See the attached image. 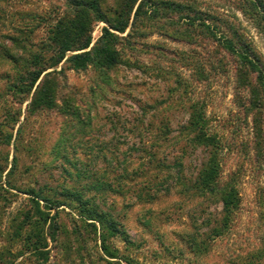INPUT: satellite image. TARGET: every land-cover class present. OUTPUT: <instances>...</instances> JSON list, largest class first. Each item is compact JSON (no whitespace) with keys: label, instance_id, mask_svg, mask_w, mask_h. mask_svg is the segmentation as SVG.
Instances as JSON below:
<instances>
[{"label":"rangeland","instance_id":"rangeland-1","mask_svg":"<svg viewBox=\"0 0 264 264\" xmlns=\"http://www.w3.org/2000/svg\"><path fill=\"white\" fill-rule=\"evenodd\" d=\"M138 3L117 64L64 59L31 87L75 0H0V264H264V0H149L131 27Z\"/></svg>","mask_w":264,"mask_h":264},{"label":"trees","instance_id":"trees-1","mask_svg":"<svg viewBox=\"0 0 264 264\" xmlns=\"http://www.w3.org/2000/svg\"><path fill=\"white\" fill-rule=\"evenodd\" d=\"M138 1L139 3L131 22V27H133L137 21L141 20L139 18L140 11L149 0L117 1L114 7H111L108 11L104 10V0H75V16L72 19L61 18L50 30V42L48 47L52 50L51 56L45 59L42 55H37L34 60V69L26 71V76H21L22 84L24 83L27 85L28 83L26 82L31 81L29 85L33 87L44 70L60 64L64 59L71 65L72 68L76 70L87 68L93 63L99 67H112L117 64L120 61V53L119 50L116 49L115 45L116 40L119 37L113 32V30H117L119 32H124L126 30V28L130 25L131 12ZM92 19L105 21L107 22L108 27L103 28L102 36L96 44L90 48L92 43ZM69 52H72V54L68 55ZM5 54L10 56L12 53L6 49ZM40 64L42 66L37 67ZM12 86L19 89L23 87V85L22 87H19L17 83H13ZM40 90L41 88L38 90V93ZM51 91V87H49L48 90L44 89L40 99H45L48 100L46 102H50ZM204 125L205 121L202 116V111H198L191 121L192 129L198 131L194 140L199 144L204 143L205 145L212 144L213 146H216L214 141L215 139L213 137L204 135ZM210 163V168L206 170V174L201 175V179L203 181L205 179L207 180L205 182H208V179H212L217 174V164L214 161L213 163ZM204 185L210 186L209 184ZM214 187L215 186L209 188L214 191ZM216 188L217 189L215 190H218L221 193L224 211L228 215L233 214L236 211L239 201L235 187L231 184H227L224 188L220 185ZM73 194L78 197V199H82V195L80 193L74 192ZM38 210V212L43 214V211L39 208ZM87 210H89L92 214L99 213V211H96L95 209ZM99 221L103 225L101 236L102 240L105 241L107 238L105 227H107L109 233H112L117 230V226L115 221L107 218L106 215L101 217Z\"/></svg>","mask_w":264,"mask_h":264}]
</instances>
